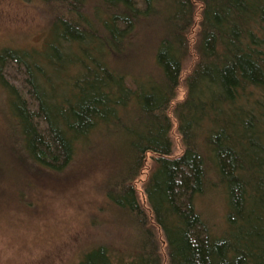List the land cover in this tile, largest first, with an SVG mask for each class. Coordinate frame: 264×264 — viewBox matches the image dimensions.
I'll return each instance as SVG.
<instances>
[{"label":"trees","instance_id":"obj_1","mask_svg":"<svg viewBox=\"0 0 264 264\" xmlns=\"http://www.w3.org/2000/svg\"><path fill=\"white\" fill-rule=\"evenodd\" d=\"M42 1L55 12L42 46L0 50L16 138L6 158L22 172L64 171L80 159L107 166L115 187L109 200L137 232L132 248L93 244L76 264H163L156 227L167 264H264V0H145V10L134 0ZM197 2V60L172 110L183 151L172 155L169 109ZM152 17L159 22L152 68L131 69L134 33ZM9 60L21 69L45 131L7 80ZM148 152L155 162L144 184L150 213L134 185ZM205 199L223 203L220 225L202 213Z\"/></svg>","mask_w":264,"mask_h":264},{"label":"rangeland","instance_id":"obj_2","mask_svg":"<svg viewBox=\"0 0 264 264\" xmlns=\"http://www.w3.org/2000/svg\"><path fill=\"white\" fill-rule=\"evenodd\" d=\"M134 1L139 9L145 10V0ZM197 8L195 25L189 33L192 46L183 62L180 83L169 109L173 121L172 155L183 151L172 110L185 97V79L197 60L193 39L198 33L201 12L198 2ZM54 13L53 8L42 0H0V50L3 47H41ZM149 20V24L147 20L141 21L134 33L136 57L130 60L131 69L152 68V47L158 37L156 27L159 22L155 17ZM4 71L7 80L24 92L29 108L35 113L36 123L45 131L47 125L24 82L21 69L9 60ZM7 107L0 86V172L4 173L0 178V264H76L82 251L93 244L102 243L120 250L132 248L137 232L126 214H120L109 200L108 193L115 187L107 166L100 163L86 165L80 159L64 171L40 168H32V171L30 167L22 172L14 160L6 158V148H12L16 140L9 130L11 122ZM154 163V154L148 152L134 180L139 201L149 213L144 184ZM199 205L210 224L222 223V202L205 199ZM155 230L163 264H167L164 236L158 227Z\"/></svg>","mask_w":264,"mask_h":264}]
</instances>
